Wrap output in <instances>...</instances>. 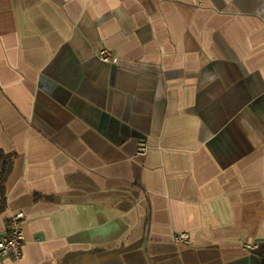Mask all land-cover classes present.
Instances as JSON below:
<instances>
[{"label":"crops","instance_id":"0c3cea01","mask_svg":"<svg viewBox=\"0 0 264 264\" xmlns=\"http://www.w3.org/2000/svg\"><path fill=\"white\" fill-rule=\"evenodd\" d=\"M4 171L0 264H264V0H0Z\"/></svg>","mask_w":264,"mask_h":264},{"label":"built area","instance_id":"2783aa9c","mask_svg":"<svg viewBox=\"0 0 264 264\" xmlns=\"http://www.w3.org/2000/svg\"><path fill=\"white\" fill-rule=\"evenodd\" d=\"M99 58L105 63H115L116 60L107 51L99 53ZM147 151V146L141 144L139 147V153L144 154ZM25 221V215L23 212H18L9 220L7 230L0 234V257H9L18 260L22 256V244L25 241L23 232V223ZM187 234H180L175 236L177 243H188Z\"/></svg>","mask_w":264,"mask_h":264},{"label":"trees","instance_id":"16d2710c","mask_svg":"<svg viewBox=\"0 0 264 264\" xmlns=\"http://www.w3.org/2000/svg\"><path fill=\"white\" fill-rule=\"evenodd\" d=\"M6 176H7V172H0V191H2L4 189V182L6 180Z\"/></svg>","mask_w":264,"mask_h":264}]
</instances>
